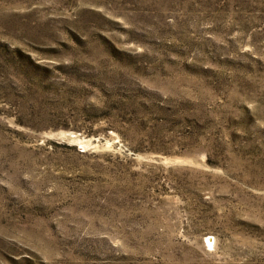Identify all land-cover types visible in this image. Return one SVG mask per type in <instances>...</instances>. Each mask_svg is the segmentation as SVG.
Listing matches in <instances>:
<instances>
[{
  "label": "rangeland",
  "instance_id": "1",
  "mask_svg": "<svg viewBox=\"0 0 264 264\" xmlns=\"http://www.w3.org/2000/svg\"><path fill=\"white\" fill-rule=\"evenodd\" d=\"M0 264H264V0H0Z\"/></svg>",
  "mask_w": 264,
  "mask_h": 264
}]
</instances>
